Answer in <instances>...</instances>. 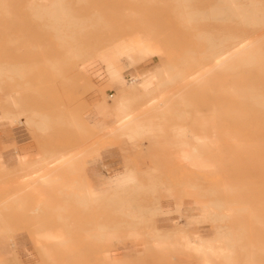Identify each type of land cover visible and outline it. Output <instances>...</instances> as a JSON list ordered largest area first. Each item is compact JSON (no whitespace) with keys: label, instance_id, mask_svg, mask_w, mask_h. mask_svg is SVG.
Here are the masks:
<instances>
[{"label":"rangeland","instance_id":"obj_1","mask_svg":"<svg viewBox=\"0 0 264 264\" xmlns=\"http://www.w3.org/2000/svg\"><path fill=\"white\" fill-rule=\"evenodd\" d=\"M252 1L0 0V127L9 123L0 130V264L19 263L13 247L18 235L41 248H57L53 256L38 252L48 264H172L138 257L110 262L109 251L118 243L132 241V253L139 254L138 244L150 237L151 248L169 252L168 259L185 250L201 256L196 264H264V0ZM136 32L146 36L154 53L132 51L129 39ZM123 50L133 55L130 63L115 61L132 63L123 67L124 75L154 63L152 71L133 76L146 72L144 82L130 85L125 79L121 87L110 81L116 71L107 76L103 62L111 58L109 52ZM111 88L127 96L113 107L117 119L102 140L88 123L90 109L107 108L116 98L108 96ZM92 94H100L94 104L87 101ZM136 97H146V105H131L129 99ZM139 110H155L156 117L132 122L133 111ZM147 121L154 122L148 133L153 135H135ZM115 128L129 130L120 151L124 160L143 153L138 139L157 147L146 152L158 164L142 172L153 181L132 183L138 193L151 196L137 215L126 210L145 201L138 194L123 202L117 193L116 212L107 213L111 202L83 219L74 212V201L57 208L67 183L42 184L49 176L32 183L52 161L65 163L78 145L84 147L82 158L99 157L108 137L123 136ZM2 134L10 145L2 144ZM23 140H30L35 151L28 161L21 162V156L12 163L15 142ZM61 147L69 154H61ZM189 150L196 163L187 159ZM188 197L215 211L216 221L208 222L212 236L190 237L166 225L158 234L147 225L157 215L179 225ZM161 198L173 200L174 210L157 213L153 205ZM95 223L98 230L81 228ZM65 236L90 245H48ZM181 237L189 242L184 248L174 245ZM198 239L199 249L192 244ZM60 249L90 256L63 261ZM143 249L148 258L160 259ZM181 264L193 263L186 257Z\"/></svg>","mask_w":264,"mask_h":264},{"label":"crops","instance_id":"obj_2","mask_svg":"<svg viewBox=\"0 0 264 264\" xmlns=\"http://www.w3.org/2000/svg\"><path fill=\"white\" fill-rule=\"evenodd\" d=\"M117 60V59H116ZM115 60V61H116ZM123 60V59H121ZM114 61V62H115ZM124 61V60H123ZM132 64V63H131ZM131 64H127L126 62H115L114 63V70L116 71L115 74L110 76V81L112 83L118 84L121 87H124L126 82L125 79H129L136 75L139 71H152L150 68L154 66V63H149L145 65L138 66L137 69L130 71L128 74L124 75L123 67L130 66ZM127 85V84H126ZM108 96L111 97L115 95L114 101L108 102V107L103 109H90L91 121L88 122L91 125L92 133L102 136V140L104 139V135L108 134L110 128H113V125L117 119L116 111L113 110V107L116 105L117 100L122 97H126L127 93L123 90H116L115 88H111L107 91ZM100 99V94H92L87 97V101L90 104L96 103ZM131 105H138V104H145L147 102L146 97H136L134 99H129ZM102 108V107H101ZM155 110H139L133 111L131 115L132 122H136L139 124L137 119L149 117L154 118L156 115L154 114ZM150 114V115H149ZM4 125H9V123H2L0 130H3ZM3 128V129H2ZM122 130L123 136L120 137H108V144L104 145V147L100 150L99 157H91V158H82L81 151L84 150L83 144L78 145L74 153H67L64 152V149H69L68 147H61V154H69V158L65 161V163L58 165L52 161L47 167L40 170L39 175H37L33 180L32 183L36 185V182L39 183L40 176H49L52 178L53 182H65L67 183L66 193H63L62 199L59 201V205L57 207L56 204L52 205V209L56 212V207L61 208L62 206H66L68 203L71 204L73 201L76 203L75 213H81L83 219L87 218V215L90 213H99L101 205H105L107 203H113L111 206H108L107 213L116 212V206L114 204L116 194L122 193L123 195H119L124 200L123 202H127V199L139 195V197L143 198L145 201L140 203L132 204L129 210L131 214L139 213V209H143L145 203H147L148 199L151 197L147 193L139 192L136 190V186L132 185L135 181H142L148 182L153 181V178L142 177V172L147 170L149 167L158 164V159H154L148 156L146 151L155 149L154 147L156 144L153 141H149L148 139H138L136 140L135 144L140 146L143 153L138 155L134 161L124 160L121 154V148L125 144L124 135H129V130L127 128H115ZM154 129V122L147 121L144 124H141L137 132L134 134H145V135H153L148 134L152 132ZM133 134V135H134ZM2 144L3 145H10V139L5 137V134H2ZM101 141V140H100ZM71 149V148H70ZM133 149V147H130ZM13 154L11 157L12 163L21 161V156H24V161L26 162L30 159V156L34 153L35 147L34 144L30 140H23L15 142V152L17 153L18 157ZM190 151V150H189ZM35 158H39V155H34ZM33 157V158H34ZM54 160V159H53ZM190 165V164H187ZM56 169H60L59 174H54ZM116 177V178H115ZM126 177H128L126 179ZM112 181V182H111ZM110 182V184H109ZM84 184L91 187L94 196L91 200H87V195L84 193ZM79 185L81 188L79 189ZM74 199V200H73ZM195 198L188 197L186 202L183 203L181 209V213L183 214L184 218L180 220V224L176 225L173 223H169L168 221H164L163 215H157L154 220L148 222L147 225L155 226L158 230V234L164 233L165 225L166 227H171L172 232H179L180 230L186 231L188 236L192 237L194 235H201L203 237H210L214 234L215 230L212 231L210 229L208 222L210 220L216 221L215 211L211 209L209 204H201L195 201ZM204 200V199H203ZM206 200V199H205ZM79 203H83L85 205L82 208L78 207ZM174 201H165L164 198L157 200L153 207L156 212H162L163 210H174ZM199 222V223H194ZM109 229L112 228V223H108ZM82 229L87 230H98L99 223H95L92 226L81 227ZM131 228V227H130ZM153 238L147 239L145 242H141L138 244L140 247L139 254L132 253V246L136 245L132 241H124L118 243L114 249L109 251V260L110 262H127L131 259L140 258V261L145 262H161L164 263L165 261H171L172 264H181L185 262L186 257L190 258V262L196 264V262L200 263L199 255L192 254L188 251H181L183 253L175 254L171 253L170 258H165L169 252L162 254L161 251L158 249L151 248V241ZM15 246L14 249V257L15 255L19 259L18 264H48L46 261L42 259H38L37 255L40 250L45 252V255L53 256L57 253L58 249L54 248L53 250H49L47 248H41L35 242H33L30 238L26 235H18L14 238ZM78 238L65 236L61 237L59 241H49L48 245L53 246H65L69 242H77ZM81 246H89L90 243L88 240L82 239L78 241ZM143 246H146L147 249H151L155 251L156 255L160 257V259H151L148 258L147 254L144 253ZM63 252V253H62ZM60 257L61 260L66 261L70 259L75 260H84L85 257H89L88 253L81 254L80 256L75 254L69 253L67 250L60 249ZM79 257V258H78ZM108 260V261H109Z\"/></svg>","mask_w":264,"mask_h":264},{"label":"bare ground","instance_id":"obj_3","mask_svg":"<svg viewBox=\"0 0 264 264\" xmlns=\"http://www.w3.org/2000/svg\"><path fill=\"white\" fill-rule=\"evenodd\" d=\"M257 2H259V0H253L252 1V5L253 4H256ZM137 31V30H136ZM129 43L132 47V51L136 54V52H139L140 54H150V53H154V49H152V47L150 46V44L147 42L146 40V36L142 35L141 33L139 32H136V33H133L129 39ZM114 47H116L114 45ZM122 50V49H120ZM117 54H112L113 52H109L110 55H111V58L110 59H107L103 62V67L106 71V74L107 76H109L110 74H113L115 73L114 70V66H113V62L116 60V59H119V58H123L127 63H130L133 61V55L132 53H128L126 51H116ZM107 58V57H106ZM56 66V65H55ZM55 69V68H54ZM154 72V71H153ZM147 78V74L146 72L145 73H140L139 75H137L136 77H132L130 79L127 80V82L132 85V84H137V83H142L145 81V79ZM120 107L123 108V107H126L124 103H121L120 104ZM126 109V108H125ZM123 109V110H125ZM124 113V111H123ZM122 113V115H123ZM126 115L124 114V117ZM119 117H121V115H119ZM134 127V126H133ZM136 129V128H135ZM195 139L198 140V141H203L204 139L201 138L200 136H195ZM188 156H187V159L191 162V163H196L197 161H195L194 159V156L192 154L191 151L188 152ZM116 178V177H115ZM128 177H126L127 179ZM129 179V178H128ZM52 178H43L41 181L42 184L46 185L48 183V181H51ZM112 182V181H111ZM110 184V182H109ZM84 193L85 195H87V199H92L93 196H94V192L92 190L91 187L85 185L84 186ZM13 196V195H12ZM11 196V198H12ZM191 243V242H190ZM163 245L165 244L164 242H156V245ZM194 247L199 249L201 247V242L200 240H196L194 243ZM174 245L176 247H186L187 245H189V242H185L183 240V238H177V240L174 242ZM205 249H206V246H205ZM208 250H210L211 248L210 247H207Z\"/></svg>","mask_w":264,"mask_h":264}]
</instances>
